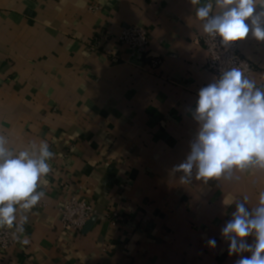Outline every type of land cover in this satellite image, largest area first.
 <instances>
[{"label":"crops","instance_id":"0c3cea01","mask_svg":"<svg viewBox=\"0 0 264 264\" xmlns=\"http://www.w3.org/2000/svg\"><path fill=\"white\" fill-rule=\"evenodd\" d=\"M195 7L0 0V133L15 152L45 140L56 154L38 188L45 198L26 213L20 241L0 248V264H235L221 229L236 199L257 204L264 170L207 184H183L173 171L197 130L198 91L216 77L203 66ZM129 25L148 30L147 55L120 43ZM237 44L264 84V42L249 34ZM72 197L94 210L79 233L63 227L58 210Z\"/></svg>","mask_w":264,"mask_h":264},{"label":"clouds","instance_id":"9594fccd","mask_svg":"<svg viewBox=\"0 0 264 264\" xmlns=\"http://www.w3.org/2000/svg\"><path fill=\"white\" fill-rule=\"evenodd\" d=\"M190 3L196 6L203 33L220 47L229 49L249 34L264 42V0ZM190 111L197 130L185 159L173 168L181 173L183 184L193 179L204 184L210 180L231 181L234 171L264 170V84L258 85L244 68L223 69L199 89ZM8 144L9 137L0 133V228L15 227L16 232H23L26 213L46 196L38 188L52 171L50 161L56 154L45 140L39 144L32 141L19 152ZM220 234L228 243V255L239 257L235 264H264V191L253 207L247 196L236 199L235 211ZM206 244L209 248L217 246L215 238L207 239Z\"/></svg>","mask_w":264,"mask_h":264},{"label":"built area","instance_id":"2783aa9c","mask_svg":"<svg viewBox=\"0 0 264 264\" xmlns=\"http://www.w3.org/2000/svg\"><path fill=\"white\" fill-rule=\"evenodd\" d=\"M118 39L121 44L127 46L136 55H147L149 34L144 26H126L122 29ZM201 41L206 53V59L203 65L206 71L217 77L223 69L231 66H241L244 68L246 74L251 77L254 66L242 55L237 42L231 48L224 49L206 34L201 38ZM160 63V59L156 58L151 60L152 68H157ZM58 210L63 227L77 233L81 232L94 216L93 208L88 203L79 201L76 197H72L67 203L60 206ZM109 216L113 223L123 220L117 213H111ZM20 239L21 233L16 232L15 227H4L0 229L1 249H9L15 246Z\"/></svg>","mask_w":264,"mask_h":264},{"label":"water","instance_id":"95a60500","mask_svg":"<svg viewBox=\"0 0 264 264\" xmlns=\"http://www.w3.org/2000/svg\"><path fill=\"white\" fill-rule=\"evenodd\" d=\"M88 223H89V222H88ZM88 223L86 224V226L88 225ZM86 226H85V227H86Z\"/></svg>","mask_w":264,"mask_h":264}]
</instances>
